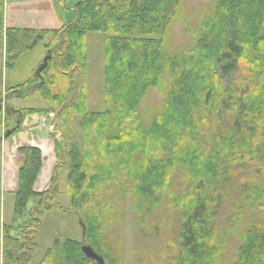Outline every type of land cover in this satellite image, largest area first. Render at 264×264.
I'll return each instance as SVG.
<instances>
[{
  "label": "rangeland",
  "instance_id": "1",
  "mask_svg": "<svg viewBox=\"0 0 264 264\" xmlns=\"http://www.w3.org/2000/svg\"><path fill=\"white\" fill-rule=\"evenodd\" d=\"M76 1L67 0L63 14L72 18L73 13L68 10L73 9ZM60 3L62 5L61 0H58V6ZM216 5V0H180L179 11L167 28L165 52L181 54L192 50L201 37V24L215 18ZM61 9L63 10V6ZM107 37L88 34L86 38L88 67L85 71V86L88 92V109L92 112L103 111L104 108L103 48ZM3 40L5 44V39ZM43 50L40 46L34 55H20L13 71L5 69L0 57V136L13 128L18 118L17 113L7 117L8 106L40 109L47 105L45 107L55 110L60 107L68 85L62 79L52 89L53 94L60 98L59 102L47 104L36 98L13 103L15 106L6 102L8 94L16 95L12 90L17 86L11 85L16 79L28 82L31 75L32 78L35 76L40 62L34 70L30 71V67ZM248 57L240 63L239 71L228 84L221 82L217 85L220 98L215 106L212 105L203 112L200 110V113L193 116L194 120L200 119V122L196 124L192 118L193 125L179 131L182 137L175 147H172L174 140L160 143L149 137L143 143L145 146L128 145L121 155L108 154L97 144V134L94 133L96 130L85 131L81 117L74 116L67 119L66 125L60 122L53 135L54 142L65 150L62 164H66L60 172L54 173L52 160H55V166L60 165V158L54 153V142L49 143L48 151H43L48 156L45 159L40 149L41 142H35L33 135L22 127V121L18 130L4 139L0 147V188H4V191L0 189L4 192L0 193V264L4 263L6 228L10 227L11 238H15L22 230L17 223H13L12 192L16 191L18 172L25 161L18 150L29 147L40 151L46 170L52 166L51 174L46 178L47 171H41L42 163L38 176L40 174L43 179L37 185V182L34 183L33 191L37 194L48 193L52 198L55 195V200L51 199L50 203L56 202L66 212L51 209L43 214L33 241L35 247L24 258V264H40L48 250L53 249L55 240L61 243L55 253H58V259H50L48 264H63L60 258L63 242L72 240L81 243L82 225L85 221L91 225V245L99 251L106 264H178L181 260V224L188 211V202L192 198L191 203L194 205L193 197L196 194L201 196L207 206L206 216L209 218L212 244L217 247L212 252H218L212 253L205 264H234L243 242L244 231L251 224L264 221V147L261 143L264 114L256 106L264 104V58L255 54ZM254 57H257L256 63H253ZM169 86V79L161 77L159 86L150 89L141 101L135 116L143 129H149L159 114L163 107V94ZM240 99L249 108L255 106L252 111L259 112L260 119L255 122V134H250L243 126L240 127L241 132L237 133L238 124H243L242 113H245L241 111ZM119 109L116 112L121 111V106ZM247 114L250 115V112ZM50 115L52 114L41 115L35 122L40 132H47L48 135L53 133L55 127L51 125L53 128L50 132L41 123L46 120L49 126L55 118V114ZM29 119L37 118L30 116ZM115 121L119 122V119H113L110 124ZM129 124L127 122L125 126L130 127ZM78 155L84 156L88 170L91 174H97L99 182L92 183L89 187L91 193L72 208L65 194L66 179L68 169ZM92 157L95 163H99L97 171L92 167ZM116 157L118 161L115 160ZM206 160L213 161L212 169L219 170V174L210 177V186L199 193L200 178L195 177L196 167L200 166L199 172ZM152 162L160 173L152 180L160 183L155 194L146 193V187L139 188L138 182L139 175L146 174L145 171H148ZM38 200L30 201L27 210L35 206ZM26 221L27 215L23 217L21 224L24 226ZM86 245L90 246L87 242Z\"/></svg>",
  "mask_w": 264,
  "mask_h": 264
},
{
  "label": "trees",
  "instance_id": "2",
  "mask_svg": "<svg viewBox=\"0 0 264 264\" xmlns=\"http://www.w3.org/2000/svg\"><path fill=\"white\" fill-rule=\"evenodd\" d=\"M66 1L61 0L64 5ZM216 1L215 18L201 24L199 27L201 37L196 46L181 54L165 52L164 47L168 25L179 11L180 0H77L71 10L72 19L58 31L6 29L4 38L6 70H12L17 65L20 55L31 53L46 36H52L45 47V56L50 55L46 68L40 73V77L34 76L12 90L16 95L6 96L8 105L13 97L18 99L35 97L50 104L59 102L60 98L53 94L52 89L61 79L68 84L60 107L58 106L56 110L51 107L40 110L8 106L7 117L17 113L15 124L19 120L21 125L28 115L55 114L51 123L55 129L53 128V133L50 134V139L54 142L53 135L58 130L57 125L60 122L66 125L67 119L80 116L84 130L87 132H93L91 129L96 130L94 133L97 134V144L108 154L121 155L122 150L128 145L145 146L143 143L149 137L152 141L160 143L174 140L172 147H175L182 137L179 131L193 125V116L200 113V110L203 112L212 105L215 106L220 98L217 85L221 82L228 84L239 71L240 63L249 58V55L255 54L264 58V0ZM88 34L108 36L103 48L104 109L101 112H89L86 106ZM256 59L257 57H254L253 63H256ZM163 76H166L170 83L163 94V107L150 128L143 129L135 116L136 110L146 93L159 86L160 78ZM262 91L264 92V87ZM239 105L241 111L245 113L241 112L244 119L243 124H238L237 133L241 132L240 127L243 126L250 134H255V122L260 119L259 112L264 114V104L256 105L259 110L257 113L251 110L255 106L249 108L241 99ZM120 106L121 111L118 113L116 111L120 110ZM247 112H250V115ZM117 118L119 122L110 124V121ZM126 121L130 123V127L125 126ZM194 121L198 124L200 119ZM261 139L264 147V126L261 129ZM54 144V153L60 158V165H54V173H58L66 166L62 164L65 150L55 142ZM18 153L25 157V161L17 177L13 223H17L22 230L15 238H11L10 227L6 228L8 231H5L3 264H24V258L35 247L33 241L36 229L46 211L54 209L66 212L56 202L50 203L51 199L55 200V195L52 198L48 193L37 194L33 191L43 163L40 151L29 147L20 148ZM194 156L198 157L196 154ZM92 159L94 164L92 167L97 171L99 163H95L93 157ZM73 160L75 161L68 169L65 192L72 208L91 193L89 187L93 185L92 183L99 182L97 174H91L88 170L83 155H78ZM115 160L118 161V158ZM119 162L122 163L121 160ZM212 164V160L204 161L199 172L197 171L200 166L195 165L197 166L195 177L200 178L199 193L210 186V177L219 174V170L212 169ZM145 172L146 174L139 175V188L145 186L146 193L155 194L160 183L152 180L160 173L153 162ZM139 188L137 186V191ZM36 199L39 200L35 206L27 210L30 201ZM193 199L194 205L191 198L181 224L179 236L181 260L178 264H205L212 253H216L212 251L217 249L212 244L205 201L199 194ZM26 215L27 221L23 226L21 220ZM90 226L87 221L82 225L85 232L81 243L72 240L63 242L60 251L63 264H95L81 254L80 247L82 244L86 245V242L102 257L91 245ZM242 236L243 242L234 264H264V221L260 224H251ZM60 245V241L55 240L53 249L48 250L40 264H48L50 259H58V253H55Z\"/></svg>",
  "mask_w": 264,
  "mask_h": 264
},
{
  "label": "crops",
  "instance_id": "3",
  "mask_svg": "<svg viewBox=\"0 0 264 264\" xmlns=\"http://www.w3.org/2000/svg\"><path fill=\"white\" fill-rule=\"evenodd\" d=\"M2 1V29L0 31V57L2 58V61L4 62V31L6 29H27V30H33V29H40V30H48V31H58L62 27H64L72 18L68 16L67 14H63V11L65 10V5L60 3V6H58L57 2L58 0H1ZM60 2V1H59ZM63 6V10L61 7ZM62 10V11H61ZM68 12H72L68 10ZM87 38V36H86ZM52 39L51 35H48L45 37L44 41L40 43V45L35 48L31 53L28 55H34L37 49L41 46L43 47V51L39 53L36 56L35 61L33 62L32 66L30 67V71L34 70L35 67L39 62H41L43 59V56L46 53V45L49 44L50 40ZM86 47H87V40H86ZM86 54H87V48H86ZM87 61V60H86ZM4 66V63H3ZM88 67V66H86ZM16 69V68H14ZM13 69V70H14ZM12 70V71H13ZM32 78V75L29 79ZM25 81L21 82L18 79H16L11 85L12 86H18L19 84L24 83ZM6 87V86H5ZM35 97H28L25 99H18L13 97L10 101V103H20V101H24L27 99H31ZM37 99V98H36ZM39 101H43L38 99ZM44 102V101H43ZM13 104V105H14ZM48 104V103H47ZM18 105V104H17ZM45 105V104H44ZM15 106V105H14ZM47 106V105H45ZM43 106L40 108V110H45L49 107ZM86 106L87 110L89 112H92L88 109V92L86 90ZM14 108L17 109H33V108H22L15 106ZM104 109V108H103ZM101 112V111H97ZM30 116H36L37 119H29ZM40 115L38 114H32L28 115L23 119V125L22 127L29 131L34 137L35 142H41L40 149H42V155L46 158H48L47 155H45V152L48 151L50 148L49 143H51L50 135H48L47 132H40V128H37V125L35 126V122L39 120ZM20 141V140H19ZM42 146V147H41ZM52 150H53V146ZM50 161V160H49ZM52 165H55V160H52ZM45 167V160L43 161V171L45 169L46 178L49 177L51 174L52 166H49V169L46 170ZM45 178V179H46ZM43 179V176L39 174L36 184L37 185L41 180ZM1 187V186H0ZM4 187V186H2ZM1 189V188H0ZM2 190V189H1ZM6 190V189H5ZM4 191V188L3 190ZM0 191V193H4ZM16 191L12 192L14 194ZM6 193V192H5Z\"/></svg>",
  "mask_w": 264,
  "mask_h": 264
},
{
  "label": "water",
  "instance_id": "4",
  "mask_svg": "<svg viewBox=\"0 0 264 264\" xmlns=\"http://www.w3.org/2000/svg\"><path fill=\"white\" fill-rule=\"evenodd\" d=\"M48 60H50V55L47 54L43 60L41 61V64L37 67L34 75L37 77H40V73L46 68ZM20 121L17 120L16 124L13 128L10 130H7L2 136H0V147L3 145V140L11 136L19 127ZM84 228L82 227V238L84 237ZM81 254L84 256L86 260H89L95 264H106L104 259L97 254L91 246L82 244L80 247Z\"/></svg>",
  "mask_w": 264,
  "mask_h": 264
},
{
  "label": "built area",
  "instance_id": "5",
  "mask_svg": "<svg viewBox=\"0 0 264 264\" xmlns=\"http://www.w3.org/2000/svg\"><path fill=\"white\" fill-rule=\"evenodd\" d=\"M52 115H53V114H52ZM52 115H50V116H52ZM51 125H52V124L50 123L49 126H47V122H46V120H43L42 123H41V126L44 127L45 129L48 128V131H50V132H51V130H52V128H53Z\"/></svg>",
  "mask_w": 264,
  "mask_h": 264
}]
</instances>
